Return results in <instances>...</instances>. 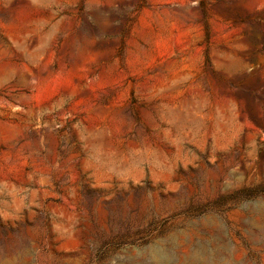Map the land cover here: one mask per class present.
<instances>
[{"label": "rangeland", "instance_id": "rangeland-1", "mask_svg": "<svg viewBox=\"0 0 264 264\" xmlns=\"http://www.w3.org/2000/svg\"><path fill=\"white\" fill-rule=\"evenodd\" d=\"M0 264H264V0H0Z\"/></svg>", "mask_w": 264, "mask_h": 264}, {"label": "trees", "instance_id": "trees-1", "mask_svg": "<svg viewBox=\"0 0 264 264\" xmlns=\"http://www.w3.org/2000/svg\"><path fill=\"white\" fill-rule=\"evenodd\" d=\"M205 31H206L207 38H209L211 30H210V24L207 20L205 22ZM123 50H124V45L122 46V51Z\"/></svg>", "mask_w": 264, "mask_h": 264}]
</instances>
